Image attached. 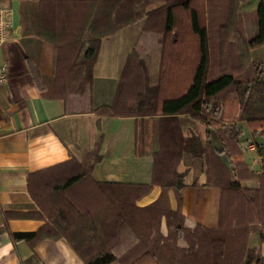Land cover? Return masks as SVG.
I'll return each mask as SVG.
<instances>
[{"label": "trees", "instance_id": "1", "mask_svg": "<svg viewBox=\"0 0 264 264\" xmlns=\"http://www.w3.org/2000/svg\"><path fill=\"white\" fill-rule=\"evenodd\" d=\"M26 4L22 40L35 39L26 61L39 90L61 99L67 112L158 117L159 147L150 184L99 183L90 175L100 159V136L76 171L52 185L41 182L33 193L38 211L5 213V220H45L35 232L9 231L11 241L25 240L33 247L64 237L85 264H247L249 248L264 244V145L255 141L264 136V58L252 57L256 50L264 52V0L247 10L243 5L248 0ZM105 6L112 7L115 28L103 37L93 35L91 26ZM128 27L138 31L140 40L127 56L112 98L95 102V68L105 40ZM148 34L157 44V58L140 43ZM43 48L50 50L47 75L40 72ZM182 115L204 126L203 141L195 132L184 134ZM240 123L253 142L259 171L250 170L243 158ZM207 129L216 135L219 148L211 144ZM185 153L202 159L204 185L219 189L214 228L192 225L182 213L186 171L180 167ZM154 184L161 188L157 199L137 206L135 201ZM102 187L114 189L103 194L110 203L96 215L88 197ZM79 196L83 204L75 202ZM252 264H264V254L255 255Z\"/></svg>", "mask_w": 264, "mask_h": 264}, {"label": "crops", "instance_id": "2", "mask_svg": "<svg viewBox=\"0 0 264 264\" xmlns=\"http://www.w3.org/2000/svg\"><path fill=\"white\" fill-rule=\"evenodd\" d=\"M28 1L0 0V4L12 8V26L6 42L0 47V63L7 64L8 73L7 81L0 86V264H85L64 237L44 239L33 247L25 240L13 243L9 231L35 232L45 220L32 217L5 220V213L38 211L33 193L40 188L41 182L52 185V181H59L68 173L76 171L81 158L87 156L86 152L100 136V159L91 168L93 181L113 185L150 184L153 154L159 147V120L158 117H109L93 112H67L61 99L44 95L37 87L26 61L27 50L35 43V39L27 43L22 40L25 37H22L21 17L26 13ZM111 10V6L99 9L91 26L93 35L103 37L115 28ZM138 35V31L133 32L128 27L105 40L95 68V102L112 98L127 56L140 40ZM42 43L43 47L48 44ZM43 49V70L40 72L47 75L50 50ZM179 121L185 135L195 132L203 141L206 131L204 126L195 124L197 122L184 115L179 117ZM240 125L243 127L240 136L243 158L250 170L259 171V158L253 142L249 143L248 151L244 150L242 140L250 136L244 124ZM207 131L211 144L219 148L216 135L210 129ZM263 138L256 136L255 141L264 145L261 141ZM220 157L224 160L223 154ZM248 158H257L258 163L252 165ZM66 162L69 164L59 167ZM69 165L70 168H66ZM180 170L186 171L182 213L192 225L216 227L219 189L204 185L202 159L185 153ZM99 189L88 197L89 206H92V212L96 215L100 213L102 205L110 203V199L104 198L103 194L110 190L113 192L114 188ZM160 190V186L154 184L135 204L143 207L152 203ZM83 199L82 196L74 197L78 204H83ZM169 202L170 207L175 209L176 201L172 192H169ZM249 249L247 264L253 263L256 254H264V244H256Z\"/></svg>", "mask_w": 264, "mask_h": 264}, {"label": "rangeland", "instance_id": "3", "mask_svg": "<svg viewBox=\"0 0 264 264\" xmlns=\"http://www.w3.org/2000/svg\"><path fill=\"white\" fill-rule=\"evenodd\" d=\"M29 1H31V0H29ZM257 1L258 0H248V5L246 6H244L243 5V8L244 9H246L247 10V8H254L255 7V5H256V3H257ZM28 5L26 4L25 5V8L27 7ZM107 15V14H106ZM111 16V15H110ZM24 18H26V19H28L29 18V15H28V17L26 16V17H24ZM104 32V31H103ZM149 35V34H148ZM147 35V37H144V38H142V42H143V48L149 53V54H151V55H153V57L154 58H157V55H158V48H157V44H156V42H155V40L151 37V35H149L148 36ZM252 57H260V58H264V52L263 51H261V50H256V51H254L253 52V56ZM195 124H197V125H200L199 123H195ZM262 141V143H264V138L261 140ZM249 143H251V138H249V137H247L246 136V138L245 139H243L242 140V145H243V147H244V150L245 151H248V149H249ZM255 149V148H254ZM248 160L252 163V165H254V164H256V163H258V159L257 158H255L254 160L253 159H251V158H248ZM254 244V243H253ZM259 254V253H258ZM255 255V254H254ZM257 255V254H256ZM250 257H248V259H249ZM116 264V263H115Z\"/></svg>", "mask_w": 264, "mask_h": 264}, {"label": "built area", "instance_id": "4", "mask_svg": "<svg viewBox=\"0 0 264 264\" xmlns=\"http://www.w3.org/2000/svg\"><path fill=\"white\" fill-rule=\"evenodd\" d=\"M12 26V8L8 5L0 4V47L8 38V31ZM7 64L0 63V86L7 81Z\"/></svg>", "mask_w": 264, "mask_h": 264}]
</instances>
